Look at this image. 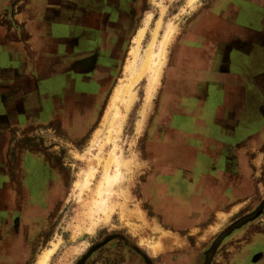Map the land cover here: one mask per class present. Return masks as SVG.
Masks as SVG:
<instances>
[{
	"label": "crops",
	"instance_id": "crops-1",
	"mask_svg": "<svg viewBox=\"0 0 264 264\" xmlns=\"http://www.w3.org/2000/svg\"><path fill=\"white\" fill-rule=\"evenodd\" d=\"M96 1L103 0H0L1 185L7 182L2 170L8 167L3 160L11 125L50 116L64 120L69 113L81 120L112 84L116 50L122 49L114 39L127 18L109 0L100 18ZM164 76L155 125L185 141L159 138L157 146L171 144L176 160L174 172L160 174L185 168L181 176L191 177L189 182L196 167L210 168L198 189L209 184L222 190L216 216L247 204L224 186L256 180L255 157L249 154L247 165L236 160L243 148L252 153L257 137L264 136V0H204L171 46ZM227 137L243 140L228 147L234 140ZM239 167L249 169L242 175ZM250 228L234 232L240 238L248 233L238 242L248 244L237 245V262L264 264V246ZM6 233L0 217V264L8 263L1 257L11 240Z\"/></svg>",
	"mask_w": 264,
	"mask_h": 264
},
{
	"label": "rangeland",
	"instance_id": "rangeland-1",
	"mask_svg": "<svg viewBox=\"0 0 264 264\" xmlns=\"http://www.w3.org/2000/svg\"><path fill=\"white\" fill-rule=\"evenodd\" d=\"M155 1L157 0H109L113 9L127 18L126 28L117 30L114 39L122 49L116 50L119 54H115L114 58L117 69L113 85L101 96L94 111L81 120L69 113L64 120L50 116L51 118L20 121L10 126L9 134L4 137L3 161L8 167L2 170L8 175L5 178L7 182L0 184V217L8 231L5 236H10L11 239L9 245L7 241L8 247L2 250L1 257L3 261H8L6 264H37L44 251L58 238L61 239L59 248L49 264H239L237 245L248 244L247 241L238 243L242 238L247 240L248 233L243 232L241 238L233 233L236 227L244 225L251 227L253 235L258 232L257 242L264 246V136L257 137L252 153L243 148L241 160H236L237 164L241 162L247 165L250 155L255 157L254 160L260 155L258 164H252V174L256 180L251 183L240 182L235 187L229 184L224 186L225 193L234 190L242 199H248L247 204H237L232 208H236L233 211H237L235 214L218 219L219 212L217 216L216 212L221 209V200L216 197L222 190L220 192L209 184H203L201 192L198 189V181H206L198 179L204 174L213 173L210 168L196 167L195 178L189 182L186 181L191 177L181 176L186 175L188 170L185 168L183 173L179 170L174 175L160 174L174 172L176 160L171 144H166L167 149L157 146L159 138L185 141V137L169 136L155 125L154 113L163 94L161 90L164 74L152 100L153 109L142 131H137L136 124L146 96L147 78L137 86L136 100L126 115L121 135L116 140L118 151L121 150L125 156L135 155L138 160L134 176L121 185L131 192L132 202L129 205L132 208L140 205L149 224L156 225L157 228L151 230V226L147 225L146 232L142 230L137 234L133 233L121 217L120 204L124 199L117 193L120 186L115 187L111 196L112 214L109 220L101 221L95 226V220L89 217L96 199L98 181L104 173L103 162L113 144L106 145L101 153L99 148L91 153H88V149L103 127L104 114L113 89L125 75V64L133 37L143 25L149 10L155 14L150 27L155 25L159 15V7ZM161 1L167 5L164 22L174 21L180 32L204 0H198L193 9L187 7V0ZM96 7L99 17H103L101 13L107 9L106 1H96ZM123 16L119 24L122 23ZM149 35L148 30L144 46ZM227 138L234 140L227 143L228 147H233L235 140L242 139ZM228 153L226 156H229ZM98 155L102 157L101 164L98 163ZM92 167L97 172L91 189L80 192L75 186L82 179V170H90ZM237 169L244 175L249 168ZM111 173H115V166L111 167ZM95 217L103 220L105 215L98 212ZM218 220L221 223L220 230L209 241L202 240L205 230ZM161 229L178 232L187 239L188 244L167 252H153L144 241L150 238L157 241ZM113 236L115 237L111 240ZM230 247L234 248L231 250Z\"/></svg>",
	"mask_w": 264,
	"mask_h": 264
},
{
	"label": "bare ground",
	"instance_id": "bare-ground-1",
	"mask_svg": "<svg viewBox=\"0 0 264 264\" xmlns=\"http://www.w3.org/2000/svg\"><path fill=\"white\" fill-rule=\"evenodd\" d=\"M197 2L198 0H187L186 4L188 8L193 9ZM155 4L159 7V15L155 20V25L153 28L150 27L155 14L149 10L143 20V25L137 29L133 37L132 46L128 52V61L125 64V75L113 89L107 110L104 114L105 120L104 124H102L103 127L99 129V132L97 131L98 134L95 139H93V142L88 149V153H91L95 148H99L101 153L106 145L113 144L112 150L103 162L104 173L98 181L95 190L96 199L94 205L91 204V207L92 205L93 207L90 209L89 217L95 220V226L101 221L109 220L112 214V208L110 206L111 196L113 195L112 193L115 187L120 186L117 193L124 199L120 204L121 217L126 223H128L127 225L134 234H137L142 230L143 232H146L147 225H151L140 205L136 206V208H132L129 205V203L132 202L130 196L131 192L129 191V188L121 186L126 179L134 176L138 160H136L135 155L125 156L121 150L118 151L119 147L117 146L116 140L120 137L126 115L136 100L137 86L144 78H147L148 87L146 96L143 107L140 110V118L137 119L138 121L136 124L137 131L139 133L142 131L143 126L149 118V113L153 109L152 100L161 84L162 76L167 67L170 48L179 32V27L174 21L169 20L164 22L163 20L166 12V3L157 0L155 1ZM148 30L150 35L146 42V46H144ZM259 159L260 155L255 159V164H258ZM97 160L98 163L101 164L102 157L98 155ZM114 166L115 173L112 174L111 167ZM96 172L97 169L94 167L90 170H82V179L77 182L75 187H78L80 192L84 189H91ZM235 210L236 208H234L232 212ZM98 212L104 213L105 218L103 220L99 218L96 219L95 216ZM232 212L220 211L218 219L228 218L232 215ZM155 226L156 225H152L151 230L156 229L157 227ZM220 226L221 223L218 220L215 224L208 227L205 230L202 240L209 241L211 237L220 230ZM160 233L157 241H153L151 238L144 241L145 245L152 249L153 252H167L174 247H185L188 244L187 239L181 236L178 232L161 229ZM60 242V238L52 242L51 247L47 250L45 249L46 251L40 256L37 264H49L51 258L59 248Z\"/></svg>",
	"mask_w": 264,
	"mask_h": 264
},
{
	"label": "flooded vegetation",
	"instance_id": "flooded-vegetation-1",
	"mask_svg": "<svg viewBox=\"0 0 264 264\" xmlns=\"http://www.w3.org/2000/svg\"><path fill=\"white\" fill-rule=\"evenodd\" d=\"M96 10H97V9H96ZM240 227H241V226H239L238 228H240ZM238 228L236 227V228H235V231H236ZM233 232H234V231H233ZM233 234H234V233H233ZM114 237H115V236L111 237L110 239L112 240V239H114ZM231 248H234V247H230V249H231ZM231 250H232V249H231ZM189 262H191V259L189 260Z\"/></svg>",
	"mask_w": 264,
	"mask_h": 264
}]
</instances>
